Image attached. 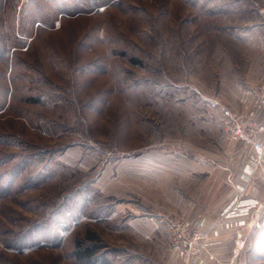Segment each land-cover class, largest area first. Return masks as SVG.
Wrapping results in <instances>:
<instances>
[{
  "label": "rangeland",
  "instance_id": "obj_1",
  "mask_svg": "<svg viewBox=\"0 0 264 264\" xmlns=\"http://www.w3.org/2000/svg\"><path fill=\"white\" fill-rule=\"evenodd\" d=\"M253 42L264 0H0V264H80L90 235L113 264L185 251L261 165L221 174L238 145L211 107ZM258 222L238 264H264Z\"/></svg>",
  "mask_w": 264,
  "mask_h": 264
},
{
  "label": "crops",
  "instance_id": "obj_2",
  "mask_svg": "<svg viewBox=\"0 0 264 264\" xmlns=\"http://www.w3.org/2000/svg\"><path fill=\"white\" fill-rule=\"evenodd\" d=\"M245 31L246 30H242L241 32ZM244 34L245 33L241 35L242 38L246 36ZM254 44L255 42L250 46L248 45L246 50H243L240 62L238 63L239 67H236L239 70L241 65L244 64L241 74H239L241 79L239 80V78H236L238 81L234 85L235 89L226 90L223 97H225V107L237 112L240 111L253 114L255 118L260 119L262 111L254 109V102L256 100L257 88L264 84V49L263 52H258L257 56H249V53L251 55L255 53L253 50ZM236 144L238 146H233L236 147L237 151H232L228 154L225 167L221 169V174L226 175L229 181V177L232 178L234 182L237 179V174L241 166L245 165L247 158L244 152L239 151L241 144ZM212 172L215 171L212 170ZM262 183H264V164H261L256 171L251 182L252 185L250 184L252 187L248 186L245 190L242 187L239 188L234 186L233 189L230 188V191L227 192L228 194L225 200L227 198V201H229L232 196L246 197L243 196L241 192L248 195L247 198L256 196V198L262 200V191L264 193ZM259 186L262 189H259L261 192L255 190ZM223 198L219 200L218 203H213V205L207 207L208 212L206 217H199L194 221L196 226L202 225L203 229L209 230L212 233L214 231L218 233L217 236L211 237L210 243L204 254L198 259H190L187 262H183L181 251H172L167 264H238L240 262L242 256L245 255V251H243L245 243L258 225L259 217L263 214L264 205L259 204L251 211L244 226L232 229L231 223L224 222V220L219 217L222 208L227 206L222 205ZM196 208L199 209L198 206H196ZM200 209L202 208L200 207ZM200 209L198 214L201 213Z\"/></svg>",
  "mask_w": 264,
  "mask_h": 264
},
{
  "label": "built area",
  "instance_id": "obj_3",
  "mask_svg": "<svg viewBox=\"0 0 264 264\" xmlns=\"http://www.w3.org/2000/svg\"><path fill=\"white\" fill-rule=\"evenodd\" d=\"M211 107L220 114L222 130L229 140L240 143L252 153L239 175L241 180L248 181L259 164H264V84L257 88L254 102V109L262 111L260 119L255 118L253 114L237 112L214 102ZM257 205L253 198L235 197L221 211L219 217L224 222L231 223L232 229L239 228L245 225L246 219ZM217 235L216 231L212 233L203 229L202 225L197 226L185 242V251L181 252L183 262L200 258L206 250L207 239Z\"/></svg>",
  "mask_w": 264,
  "mask_h": 264
},
{
  "label": "trees",
  "instance_id": "obj_4",
  "mask_svg": "<svg viewBox=\"0 0 264 264\" xmlns=\"http://www.w3.org/2000/svg\"><path fill=\"white\" fill-rule=\"evenodd\" d=\"M134 62H138L132 59ZM88 244L77 243L74 252L76 260L80 264H113L102 252L105 247L102 243H98L93 235L89 236Z\"/></svg>",
  "mask_w": 264,
  "mask_h": 264
}]
</instances>
